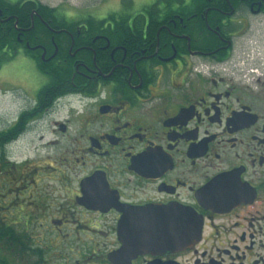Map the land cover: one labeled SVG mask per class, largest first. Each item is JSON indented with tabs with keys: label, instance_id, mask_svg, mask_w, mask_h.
Listing matches in <instances>:
<instances>
[{
	"label": "flooded vegetation",
	"instance_id": "af4514ba",
	"mask_svg": "<svg viewBox=\"0 0 264 264\" xmlns=\"http://www.w3.org/2000/svg\"><path fill=\"white\" fill-rule=\"evenodd\" d=\"M0 90V264H264V0H0Z\"/></svg>",
	"mask_w": 264,
	"mask_h": 264
},
{
	"label": "rangeland",
	"instance_id": "374dc122",
	"mask_svg": "<svg viewBox=\"0 0 264 264\" xmlns=\"http://www.w3.org/2000/svg\"><path fill=\"white\" fill-rule=\"evenodd\" d=\"M56 1V0H54ZM76 1L77 3L78 2H81V3H85L87 4L88 3V0H74ZM140 2V5H144V3L147 2V0H138ZM256 28V27H254ZM7 74V73H5ZM4 89H6V87H3ZM10 93L4 91V90H0V119L1 118H4V116L8 113V112H11L10 110L12 109V103H11V100H10V97L8 96ZM36 144L35 143H29L27 145V151L26 153H24V148L21 147L19 150L20 152L18 153V156L19 157H28L30 158L32 161H34L36 159V156H34V153H35V146ZM24 146V145H23ZM2 185V189L5 190V185ZM2 199H4V197H2ZM0 202H3V200H0Z\"/></svg>",
	"mask_w": 264,
	"mask_h": 264
}]
</instances>
